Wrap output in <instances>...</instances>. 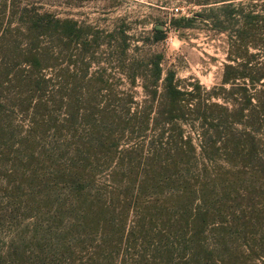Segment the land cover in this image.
Segmentation results:
<instances>
[{
  "label": "trees",
  "instance_id": "trees-1",
  "mask_svg": "<svg viewBox=\"0 0 264 264\" xmlns=\"http://www.w3.org/2000/svg\"><path fill=\"white\" fill-rule=\"evenodd\" d=\"M247 17L264 39V14ZM92 31L0 0V163L48 164L78 224L143 248L130 264H264V59L225 68L222 82L245 91L228 107L172 71L160 83V55L140 73L120 31L117 68L131 87L150 78L137 101L107 68L90 74Z\"/></svg>",
  "mask_w": 264,
  "mask_h": 264
},
{
  "label": "rangeland",
  "instance_id": "rangeland-1",
  "mask_svg": "<svg viewBox=\"0 0 264 264\" xmlns=\"http://www.w3.org/2000/svg\"><path fill=\"white\" fill-rule=\"evenodd\" d=\"M15 1L18 7L27 5L90 25L98 43L90 74L107 68L109 81L131 88L137 101L144 97L143 81L150 78L138 75L131 87L117 68L115 40L120 31L127 37L126 57L139 61L140 73L151 74L154 56L160 55V83L172 71L181 86L191 89L190 83H198L211 102L228 107L232 96L245 91L222 82L225 68L249 67L248 62L264 59V39H252L254 28L247 17L264 14V0ZM178 17H184L179 23L183 26L176 28L172 19ZM257 24L262 30L264 21ZM154 29L163 31L162 38ZM10 162L0 163V264H130L136 259L143 249L138 244L108 243L103 239L107 230L75 221L76 196L49 174L48 164ZM87 193L93 191L81 196Z\"/></svg>",
  "mask_w": 264,
  "mask_h": 264
}]
</instances>
